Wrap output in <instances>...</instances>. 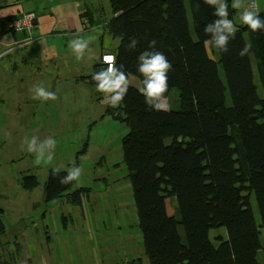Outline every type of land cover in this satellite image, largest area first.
Returning a JSON list of instances; mask_svg holds the SVG:
<instances>
[{
    "label": "trees",
    "instance_id": "1",
    "mask_svg": "<svg viewBox=\"0 0 264 264\" xmlns=\"http://www.w3.org/2000/svg\"><path fill=\"white\" fill-rule=\"evenodd\" d=\"M196 2L109 0L112 18L104 28L108 36L119 40L112 52L117 65H123L128 76L137 78L142 87L137 57L151 50L150 42L155 39L156 49L172 64L165 98L173 89L179 95L176 108L156 110L145 103L138 89L129 86L117 108L108 103L106 114L128 129L121 141L123 164L148 263L253 264L252 254L264 246L260 239L261 234L264 236V34L242 25L237 26L227 53L206 45L204 41L210 37L203 29L215 19L214 9L200 3L197 10ZM229 14L233 19L230 6ZM259 14L264 18V12ZM11 19H0V37L10 33L7 26ZM131 37L138 40L135 49L128 47ZM245 44L251 51L240 57ZM211 54L223 71L229 106L221 100L224 88H218ZM251 56L256 61L261 93L255 84ZM102 68L97 62L79 81L96 88L91 77ZM64 175L65 171L57 175L49 172L43 202L64 198L70 205L80 206L90 189L72 191L75 181L59 183ZM20 186L31 191L38 182L26 174ZM252 196L259 224L254 218ZM2 213L0 209V237L5 233ZM219 228L225 230L226 237L220 235L212 242L209 232ZM18 248L14 245L10 259L0 264H16ZM128 264H141V259Z\"/></svg>",
    "mask_w": 264,
    "mask_h": 264
},
{
    "label": "rangeland",
    "instance_id": "2",
    "mask_svg": "<svg viewBox=\"0 0 264 264\" xmlns=\"http://www.w3.org/2000/svg\"><path fill=\"white\" fill-rule=\"evenodd\" d=\"M78 1L83 7L82 21L88 27V32L82 31L81 36L85 39L89 36L94 37L83 59H76L68 46L69 40L50 38L33 40V44L25 48H16L10 58H5V62L0 64V82L4 86L6 81L7 85L6 91L0 94V209L3 212L2 221L5 226V233L0 237V252L5 254L8 249H13L14 242L26 239L27 245L23 246L29 255L33 256V264H44L46 250H52L55 257H61L63 254H67L68 258L71 254L76 256L72 248L66 250V246L71 244L70 239L76 236L75 232L81 229L65 228L68 222L75 221L78 224L85 221L87 226L85 231L93 237L92 245H98L101 238H108L115 245L117 242L119 244L121 238L126 237L128 228L132 232L137 230L140 233L131 184L123 164L121 150V141L128 129L123 123L113 120L106 114L109 103L107 94L100 93L95 87L91 88L79 81L81 76L92 72L98 52H109L116 49L119 44V40L108 36L104 28L112 18L110 3L109 0ZM255 2L258 11L264 12L260 11V8H264V0ZM185 6L190 32L194 37L186 2ZM230 10L234 13L233 21L236 26H242L238 20L237 10L231 6ZM93 28L100 30L93 32L91 31ZM247 36L245 33L246 41ZM32 54L36 57L35 63H20L19 58L30 57ZM18 59L17 68L10 67V60ZM211 61L218 88H224L221 100L224 106H229L230 99L223 71L212 54ZM251 63L255 84L261 93L253 56ZM3 66L11 68V82L8 74L4 73ZM14 81L16 92L12 89ZM129 81V86L135 89L141 87L137 78L129 76ZM38 85L55 92L57 99L54 101L33 99V86ZM178 95L179 92L173 89L162 101L161 108H176ZM32 136H37L41 140L53 137L57 141L51 163L42 162L39 165L34 163L35 154L26 150L27 145L24 142L26 137L30 140ZM73 161L76 166L82 167L83 173L80 179L74 182L72 191L89 188V196L83 199L80 206H72L64 198L44 203L43 186L49 172H66ZM26 174L35 176L38 182V186L31 191L23 190L20 186L21 178ZM251 205L255 221L259 224V214L253 196ZM169 208L171 215L173 209L171 206ZM44 227L48 229V237L52 239L48 249L33 244L34 241L43 243L45 240V235H41L44 233ZM33 230L39 233V237L32 235ZM179 233L178 231L175 233L177 241ZM220 235L226 237L223 228L209 232L212 242ZM260 239L264 244L263 234ZM132 243L140 247L143 244L138 241ZM114 249L115 254L119 253L120 256L127 254L125 247L120 244ZM144 256L141 264H149L145 254ZM255 260L257 259L254 258ZM259 264H264V261L260 260Z\"/></svg>",
    "mask_w": 264,
    "mask_h": 264
},
{
    "label": "clouds",
    "instance_id": "3",
    "mask_svg": "<svg viewBox=\"0 0 264 264\" xmlns=\"http://www.w3.org/2000/svg\"><path fill=\"white\" fill-rule=\"evenodd\" d=\"M200 3L214 9L212 15L214 20L204 26V33L210 38L205 40L206 45H214L216 49L227 53L228 45L231 40L236 38L237 26L229 14V0H197L196 9L199 10ZM231 8L237 10L238 20L241 24L247 26L252 32L264 34V18H261L258 5L255 0H231ZM99 28H93L91 31L97 32ZM94 37L83 38L77 33L69 40V48L72 50L77 60L84 58L86 51ZM138 40L135 37L130 38L128 47L135 49ZM157 41L153 39L149 48L137 57V72L142 76V87L138 89L145 98V103L152 109L159 110L163 105L165 93L168 90V73L172 70V64L167 56L156 49ZM251 46L245 44L239 51L240 57L249 55ZM103 67L100 71L92 75L95 82L96 90L100 93L107 94L109 105L117 108L125 99L129 91V76L124 70L123 65H117L116 57L113 55H104L102 58ZM33 99L41 101L56 100L57 94L48 90L43 85L33 86ZM27 151L35 154L36 165L51 163L54 158V150L57 141L53 137H45L41 140L37 136H32L30 140L25 138ZM82 167L76 166L75 162L67 169L66 175L60 177L61 185H69L78 181L82 176ZM59 174L54 171L53 175Z\"/></svg>",
    "mask_w": 264,
    "mask_h": 264
},
{
    "label": "crops",
    "instance_id": "4",
    "mask_svg": "<svg viewBox=\"0 0 264 264\" xmlns=\"http://www.w3.org/2000/svg\"><path fill=\"white\" fill-rule=\"evenodd\" d=\"M82 9L83 7L78 0H30L28 2L15 4L12 3L11 0H0V19L19 17L22 14L29 12L34 13L36 17L35 24L30 34L10 32L0 37V64L5 62V58H10L11 53L14 52L16 48L22 49V47L25 48L29 46L23 45L24 41L28 37H31L32 40L35 41L50 38L70 40L77 33L82 35L83 32H88L87 24L82 21ZM260 9V11H264L263 7ZM114 50L115 49L110 50L109 52H98L96 62L92 67H94L97 62L104 67L101 62V58L104 55H112ZM44 51L46 52V50ZM19 59L21 61L20 63H35L36 57L32 54L30 57H21ZM19 59L13 61L10 60V67L16 69L18 66L16 64ZM6 66H3L4 73L8 74L9 82H11V68L8 69ZM5 82L6 81H4V86H2V82H0V94L7 89ZM15 82L16 81L13 82L12 87V89H15L14 92H16ZM66 227L81 229L79 232H75L74 235L76 236L70 239L71 244L66 246V250H70L72 248L77 258L74 254H71L69 258L67 257V254H63L61 257H55L53 256L54 252H52V250H46L45 257L43 258L44 264H108L106 262H110L109 264H128L131 261H135L136 258L141 259V261L142 259H145L143 244L142 247H140V245L132 243L135 241L142 242V235L140 236L141 233L137 230L134 232H132L129 228L126 230V237L121 238L119 244L120 246L122 245L125 247L127 254L120 256L119 253L115 254L114 249L116 245L119 247L118 242L115 245V243L108 238H101L98 245H92L91 242H94L93 237L88 234V231H85V229H87L85 221H81L78 224L75 223V221L68 222L65 224V228ZM43 232L44 233L41 234L45 235L43 243L34 241L33 244H37L40 247L45 246V248L48 249L51 246L52 239L51 237H48L49 231L46 227L43 228ZM32 235L34 237H39V233L35 230L32 231ZM25 240L26 239L23 240L24 242L17 241L13 244L18 245L19 247L17 249L18 253H16V264H33V256L31 257L28 250H26V247L23 246L24 244L27 245ZM11 252L13 253L14 250L12 251L11 249H8L5 254L0 252V261L10 259ZM99 254L101 255V258H99ZM251 257L253 264H259L260 260L264 261V246L260 251L253 253ZM254 258L258 261H254Z\"/></svg>",
    "mask_w": 264,
    "mask_h": 264
},
{
    "label": "built area",
    "instance_id": "5",
    "mask_svg": "<svg viewBox=\"0 0 264 264\" xmlns=\"http://www.w3.org/2000/svg\"><path fill=\"white\" fill-rule=\"evenodd\" d=\"M35 20H36V17H35L34 13H32V12L24 13L19 17L12 18L11 21L8 23L7 29L12 33H28V34H30V32L33 29ZM32 42H33L32 38L28 37L24 41L23 45H30ZM102 58H101V62L103 64ZM104 67H105V65H104Z\"/></svg>",
    "mask_w": 264,
    "mask_h": 264
}]
</instances>
